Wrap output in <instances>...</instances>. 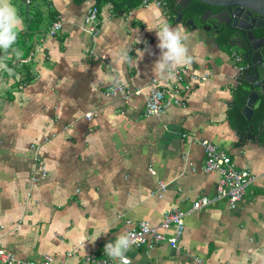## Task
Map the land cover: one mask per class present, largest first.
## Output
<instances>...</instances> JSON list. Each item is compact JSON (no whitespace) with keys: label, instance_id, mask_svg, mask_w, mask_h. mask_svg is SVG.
<instances>
[{"label":"crops","instance_id":"1","mask_svg":"<svg viewBox=\"0 0 264 264\" xmlns=\"http://www.w3.org/2000/svg\"><path fill=\"white\" fill-rule=\"evenodd\" d=\"M168 2L169 15L122 0H0L19 17L15 42L0 49V243L20 260L51 254L53 264H78L142 220L159 224L167 211L213 197L220 175L205 169L209 140L257 180L235 208L221 199L187 215L177 247L131 248L130 264H264L259 103L249 122L238 55L217 36V19L190 15L193 27ZM92 3L97 36L85 24ZM56 19L63 26L51 35ZM162 22L183 26L190 63L163 60ZM184 67L180 81L170 68ZM153 79L166 89L190 82L180 90L184 104L148 116L144 95L125 101L105 92L114 81L145 89ZM41 165L47 177L33 181Z\"/></svg>","mask_w":264,"mask_h":264},{"label":"built area","instance_id":"2","mask_svg":"<svg viewBox=\"0 0 264 264\" xmlns=\"http://www.w3.org/2000/svg\"><path fill=\"white\" fill-rule=\"evenodd\" d=\"M92 1V0H90ZM154 3L163 9L166 14L170 11L168 0H142L141 4ZM169 15V14H168ZM86 28L90 34L97 36L101 30L100 26V7L92 3L89 7L86 18ZM63 26L61 19H56L52 22L49 28V34H56ZM106 58V57H105ZM237 60L241 57L238 55ZM171 72L182 81L183 74L188 73V67L182 69L170 68ZM207 76H203L205 79ZM197 78L193 75L190 81ZM179 88L166 89L161 86L157 79H153L150 85L145 89H132L129 86L114 81L107 85L105 92L109 96L121 97L125 101H129L134 96H145V113L146 115H161L173 104H184V100L180 97V90L189 92L191 89L190 82ZM88 119L92 118V113L86 114ZM206 154L205 169L208 172H218L220 177L217 184V191L213 197L201 196L193 202V205L187 211L178 208H173L167 211L162 221L159 224H152L147 220L139 222L138 226L128 228L126 235L130 237L131 247L125 253L126 260L124 264L131 261L128 251L135 248H154L162 243H168L172 247H177L181 240L185 229V218L187 215L192 214L221 199H226L231 208H235L239 202L244 198L248 188L256 180L257 176L247 169L238 168L232 158L215 143L209 140H202ZM48 174V169L45 165H41L40 174L33 176L32 180L45 179ZM166 184L162 183V189H165ZM128 223H131L128 221ZM54 257L51 254H44L39 260H25L22 261L8 248H5L0 243V264H53ZM200 264H204L202 259L197 258ZM78 264H120V260L110 258L106 253L102 256L85 255L81 258ZM221 264H231L225 262Z\"/></svg>","mask_w":264,"mask_h":264},{"label":"water","instance_id":"3","mask_svg":"<svg viewBox=\"0 0 264 264\" xmlns=\"http://www.w3.org/2000/svg\"><path fill=\"white\" fill-rule=\"evenodd\" d=\"M177 20L213 15L217 36L240 55L239 83L247 96L243 113L251 122L256 104L264 100V0H174ZM205 6L199 13V7ZM187 24L197 27L193 17ZM211 28V26H205Z\"/></svg>","mask_w":264,"mask_h":264},{"label":"clouds","instance_id":"4","mask_svg":"<svg viewBox=\"0 0 264 264\" xmlns=\"http://www.w3.org/2000/svg\"><path fill=\"white\" fill-rule=\"evenodd\" d=\"M18 20L19 17L13 6L0 7V49H6L15 42L17 31L14 29L19 28ZM157 36L160 41L159 47L166 50L163 51L164 61H171L173 67H181L191 62L192 58L188 54V48L183 43L187 37L182 25L173 29L167 22H162ZM160 67H164V64L161 63ZM130 247V237L120 235L115 242L105 245V252L110 258L118 259L120 264H124L125 253Z\"/></svg>","mask_w":264,"mask_h":264},{"label":"trees","instance_id":"5","mask_svg":"<svg viewBox=\"0 0 264 264\" xmlns=\"http://www.w3.org/2000/svg\"><path fill=\"white\" fill-rule=\"evenodd\" d=\"M107 1H111V0H105ZM124 2H129L131 6H133L134 4L140 3L142 0H122ZM205 9V6H200L199 7V13L203 12ZM257 111V115L259 116V118H264V100L261 102V104L259 105Z\"/></svg>","mask_w":264,"mask_h":264}]
</instances>
